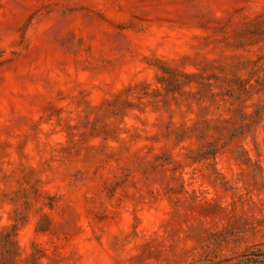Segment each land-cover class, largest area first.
I'll return each mask as SVG.
<instances>
[{"label": "rangeland", "instance_id": "rangeland-1", "mask_svg": "<svg viewBox=\"0 0 264 264\" xmlns=\"http://www.w3.org/2000/svg\"><path fill=\"white\" fill-rule=\"evenodd\" d=\"M0 264H264V0H0Z\"/></svg>", "mask_w": 264, "mask_h": 264}]
</instances>
